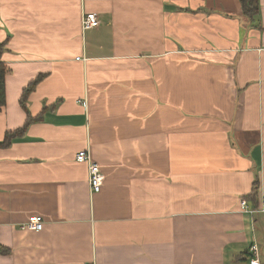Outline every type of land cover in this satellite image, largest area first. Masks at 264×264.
I'll use <instances>...</instances> for the list:
<instances>
[{"label": "crops", "instance_id": "crops-1", "mask_svg": "<svg viewBox=\"0 0 264 264\" xmlns=\"http://www.w3.org/2000/svg\"><path fill=\"white\" fill-rule=\"evenodd\" d=\"M99 25L83 28L85 13ZM0 0V264H264V0ZM88 149L105 180L90 190ZM256 193L255 198L253 195ZM41 215L40 231L22 229Z\"/></svg>", "mask_w": 264, "mask_h": 264}, {"label": "built area", "instance_id": "built-area-1", "mask_svg": "<svg viewBox=\"0 0 264 264\" xmlns=\"http://www.w3.org/2000/svg\"><path fill=\"white\" fill-rule=\"evenodd\" d=\"M83 23L82 26L83 28H92L93 26H97L100 23V20L98 18V15L96 12H89L85 13L82 17ZM76 160L79 162L86 161L89 166H88V177H89V185H90V190L93 193H98L103 185V182L105 180L104 174L101 170V166L99 163H96L92 159V155L88 149H83L79 151L76 154ZM241 209L250 211V212H262L264 214V199H262L261 203L256 207V208H251L249 207V202L245 197H242L241 203H240ZM44 222L43 218L41 215H31L27 221H25L22 225V229H31L35 231H40L43 229ZM251 251L253 252L251 262L252 264H259L260 263V258L258 257L259 252H258V247L257 245H254L251 248ZM82 264H95L90 261L83 262Z\"/></svg>", "mask_w": 264, "mask_h": 264}, {"label": "trees", "instance_id": "trees-1", "mask_svg": "<svg viewBox=\"0 0 264 264\" xmlns=\"http://www.w3.org/2000/svg\"><path fill=\"white\" fill-rule=\"evenodd\" d=\"M242 4V9L244 15H246L249 19H252L253 21L256 20L258 17V13L260 10V0H240ZM2 45H0L1 48ZM11 70L10 66H7L5 62L2 60L0 56V111L2 110V107L6 104V94H5V77ZM43 77V74H38L32 81H30L22 91V96L20 98V103L23 108L27 111V119L25 126L13 130H8L5 134V138L0 140V146H9L11 142L15 139L16 136L23 133L27 126L32 123L33 121H37L40 119V117H32L30 110L28 108V97L30 95V92H32L36 86L38 85L39 81ZM256 193L253 195V198H255ZM9 248L5 246L4 244L0 243V253H9Z\"/></svg>", "mask_w": 264, "mask_h": 264}]
</instances>
